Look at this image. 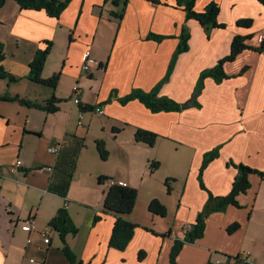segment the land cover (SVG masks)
I'll return each mask as SVG.
<instances>
[{
    "label": "crops",
    "instance_id": "crops-1",
    "mask_svg": "<svg viewBox=\"0 0 264 264\" xmlns=\"http://www.w3.org/2000/svg\"><path fill=\"white\" fill-rule=\"evenodd\" d=\"M212 1L219 4L218 20L225 26L207 31L199 20L187 18L178 0H129L122 18L112 14L121 11L113 0H71L59 17L6 0L0 9V66L18 80L0 78V95L45 103L55 94L61 101L56 112H48L0 99V264H70L61 234L49 226L64 206L78 227L77 233L64 236L78 260L172 264L175 239L195 222L209 191H231L238 172L232 163L264 170V51L243 50L224 64L228 78L204 79L194 99L201 106L191 100L201 73L230 54L236 35H249L251 47L264 38V4L259 0H195L194 8L202 12ZM246 18L252 19L251 26L238 24ZM184 28L190 34L189 48L177 56L158 94L190 103L181 111L158 112L138 99L121 103L119 96L136 88L152 91L165 78ZM150 33L166 37L156 40ZM47 41L53 46L42 76L60 72L56 89L30 79V63ZM87 49L96 61L89 72L82 69ZM74 85L80 88L82 104L94 107L85 109L81 119ZM138 128L155 132V143L136 140ZM89 135L99 155L97 142L105 143L107 158L96 157L85 172V145L67 197L50 192L59 156L48 148L60 143L66 149L74 139L85 142ZM218 146L220 155L204 171V189L199 181L204 154ZM152 162L158 164L154 169ZM46 166L53 170H44ZM100 177L123 180L138 190L128 215L138 226L124 250L110 246L116 216L103 211L110 186ZM249 178L251 187L238 195L239 205L211 213L204 235L183 245L177 264H231V257H239L233 264H264V177L252 173ZM153 199L166 206L165 216L149 209ZM30 215L35 217L33 230ZM234 223L239 227L230 232ZM45 231L49 243L43 241ZM142 250L145 256L140 258Z\"/></svg>",
    "mask_w": 264,
    "mask_h": 264
},
{
    "label": "trees",
    "instance_id": "trees-1",
    "mask_svg": "<svg viewBox=\"0 0 264 264\" xmlns=\"http://www.w3.org/2000/svg\"><path fill=\"white\" fill-rule=\"evenodd\" d=\"M22 8L25 9H37V10H45L49 15L59 17L61 13L65 10L71 0H16ZM129 0H113V4L115 6L121 7V11H112L114 16H118L120 18L123 17L126 4ZM264 4V0H259ZM6 0H0V9L4 6ZM179 5L184 6V9L187 14V18H195L199 20L202 25L209 31L214 27H224L225 24L219 22L218 14L220 12V6L217 2L212 1L209 3L205 10L202 12L196 11L195 0H178ZM251 18L240 19L238 20L239 25L251 26L252 24ZM149 38H153L156 40H162L166 36L158 35L155 33H150L148 35ZM250 36L236 35L231 43V51L227 56L219 59L217 64L214 67L208 68L204 70L198 81L196 86L195 93L192 97V101H194L197 94H199L204 86V79L208 76H212L217 82H222L224 79L228 78V74L224 70V64L227 61H232L236 58V56L241 53L246 48H253L257 51H264V38L260 45L256 47H251L246 43V40ZM189 38L190 34L187 28L183 29L182 34L180 35V42L177 46L176 53L172 59L168 72L165 78L156 86V88L152 91H145L142 89H133L129 94L125 96H119L118 99L121 103L126 104L127 102L138 99L143 102L148 108H150L154 112L158 111H181L184 109L190 102H178L173 98L168 96L159 95V88L161 85L169 79L170 74L174 68V64L177 56L183 52L188 50L189 48ZM47 46L45 49H39L35 57L30 63V79L35 82H38L46 87L51 89H56L58 81L60 80L61 73H55L54 75L44 78L42 76V72L45 67V63L47 57L52 49L53 42L47 41ZM2 45H0V48ZM4 59V54L2 50H0V61ZM0 78H8L10 81L18 80L11 73L6 71V69L1 65L0 66ZM111 96H116V92H113ZM0 99L3 100H13L19 101L23 104L34 105L41 109H44L48 112H56L59 109L58 103L61 101L55 94L49 97L45 103L31 102L26 100L25 98H21L19 96L10 97L9 95H0ZM190 100V101H191ZM191 101V102H192ZM196 106H201L198 101H194L193 103ZM81 108L93 110V106L82 105ZM157 134L153 131L138 128L135 132V138L138 141L146 142L149 145H153L157 138ZM60 144V143H59ZM98 149L100 152V156L102 159H106L108 156V150L105 147V143L103 141H98ZM85 146V142L83 138H76L71 141V145L66 149H60L58 152L59 160L55 165L57 176L53 177L49 184V191L55 194H58L64 198L68 195V189L70 183L74 176V171L77 167L78 156L80 154L81 149ZM220 148L218 146L212 150L207 151L204 154L203 162L199 172V181L202 188L206 189V185L204 183L203 175L206 167L209 163L217 158L220 155ZM236 169L238 170L231 191L227 195H214L209 190V197L204 205L203 210L198 214L194 223L190 224L184 233L182 238H176L173 244L170 259L172 264H177V256L180 253L183 245L185 243L195 242L198 238H201L204 235L206 229V218L213 212L216 211H224L231 204L238 206V195L246 192L251 187L250 174L257 173L260 176L264 177V170H260L249 166L244 163H232ZM158 164L156 162H152V168L154 169ZM108 177H100L101 182L104 181ZM168 180L166 183L168 184ZM138 199V190L132 186H122V185H113L109 188L106 197L104 199V212H112L116 216V221L114 224V228L112 231V235L110 238V246L124 250L130 241L132 240L135 229L138 226L137 223L131 221L128 218V215L134 210ZM149 209L161 216H165L167 214L166 206L159 200L153 199L149 204ZM99 216L95 217V221L99 220ZM49 226L58 230L61 234L62 240L64 242L63 251L68 258L70 264H86L82 260H78V257L74 253V251L68 246L65 241V234L67 233H77L78 227L74 223L67 207L60 208L56 215L50 220ZM239 224L234 223L230 225L228 230L230 232L238 229ZM164 235H167L166 233ZM145 256V251H140L139 257L143 258ZM231 257V256H230ZM229 257V258H230ZM239 257H237V262ZM247 263V262H245ZM225 264V263H223Z\"/></svg>",
    "mask_w": 264,
    "mask_h": 264
},
{
    "label": "built area",
    "instance_id": "built-area-1",
    "mask_svg": "<svg viewBox=\"0 0 264 264\" xmlns=\"http://www.w3.org/2000/svg\"><path fill=\"white\" fill-rule=\"evenodd\" d=\"M95 59L92 57V52H91V49H87L84 53V62L82 64V69L86 72H89L92 68V65L95 63ZM73 91L75 93L74 97H73V100L76 104L78 105H83L82 104V100L79 96V92H80V88L78 85H74L73 87ZM85 109L84 108H81L80 111H79V117L81 119V117L83 116V113H84ZM97 111L100 113V114H103L104 113V110L102 109V107H99L97 108ZM82 121L79 120V124H81ZM48 150L50 152H53L55 154H58L59 150H60V146L59 144H55V145H51ZM21 165V161H17V164H16V167H20ZM15 169V168H14ZM44 170H48V171H52L53 168L52 167H44L43 168ZM104 183L107 184L108 186H113V185H122V186H127V183L123 180H119V179H115V178H107V179H104ZM27 222H28V227L29 229L33 230L35 229V217L33 215H30L27 219ZM43 241L44 243H49L50 242V234H49V231H45L43 233ZM245 261V260H244ZM237 262V257H231L230 258V262L231 264L233 263H236Z\"/></svg>",
    "mask_w": 264,
    "mask_h": 264
},
{
    "label": "rangeland",
    "instance_id": "rangeland-1",
    "mask_svg": "<svg viewBox=\"0 0 264 264\" xmlns=\"http://www.w3.org/2000/svg\"><path fill=\"white\" fill-rule=\"evenodd\" d=\"M246 43H247V40H246ZM248 44V43H247ZM43 87V86H42ZM94 131V130H93ZM93 131L91 130L90 131V134L91 135H93L92 133H93ZM96 131V130H95ZM91 135H89V137H88V139H85V147H84V152H83V157L81 158L82 159V169L84 170L85 168H86V165L87 166H89L90 165V163L92 162V161H94V159L97 157L98 158V160H99V158H100V155H99V153H98V151H97V148H96V144H95V142L93 141V139H92V136ZM57 144H59V143H57ZM60 146V145H59ZM101 159V158H100ZM99 163H101V160H100V162ZM110 165H113V164H110ZM85 172L87 171V170H84ZM87 181H89V178H88V176H87ZM97 183V182H96Z\"/></svg>",
    "mask_w": 264,
    "mask_h": 264
}]
</instances>
